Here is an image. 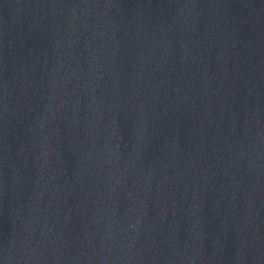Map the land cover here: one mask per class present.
<instances>
[{"label": "water", "instance_id": "water-1", "mask_svg": "<svg viewBox=\"0 0 264 264\" xmlns=\"http://www.w3.org/2000/svg\"><path fill=\"white\" fill-rule=\"evenodd\" d=\"M0 264H264V0H0Z\"/></svg>", "mask_w": 264, "mask_h": 264}]
</instances>
